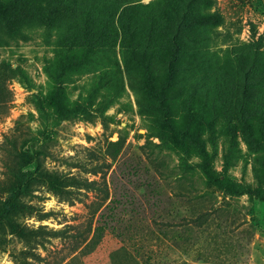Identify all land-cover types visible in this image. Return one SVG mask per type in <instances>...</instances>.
Wrapping results in <instances>:
<instances>
[{
  "label": "rangeland",
  "instance_id": "374dc122",
  "mask_svg": "<svg viewBox=\"0 0 264 264\" xmlns=\"http://www.w3.org/2000/svg\"><path fill=\"white\" fill-rule=\"evenodd\" d=\"M40 2L35 0L34 6L41 12L46 3ZM62 4L54 26L29 17L21 25L0 21V79L9 91L0 110V186L14 180V168L108 186L109 199L72 264H111V252L128 245L125 237L131 230L146 235L147 244L156 249L157 241L148 233L157 230V223L174 221L167 213L184 210L186 195H198L205 210L220 208L218 220L227 222L247 245L249 264H264V201L209 193L198 149L185 134L174 136L165 123L167 115L199 134L210 168L221 178L264 192V0H215L210 9L199 7L201 15L215 14L224 24L201 29L203 71L192 76L188 71L178 78V86H170L171 107L165 114L159 98L168 86H153L156 93L142 86L150 79L133 65L120 28L127 22L121 19L123 11L132 14L139 22L134 45L145 47L152 33L157 53L167 24L163 1ZM157 54L154 75L164 77ZM244 99L254 108L247 117L262 145L250 143L244 125L229 117ZM118 141V146L110 145ZM32 188L24 199L32 212L18 221L29 231H45L44 244H26L7 232L2 235L0 264H56L69 253L72 240L51 232L70 235L75 227L83 229L96 207L93 203L101 199L98 191L81 185L70 188L74 193L69 201L38 180Z\"/></svg>",
  "mask_w": 264,
  "mask_h": 264
},
{
  "label": "trees",
  "instance_id": "16d2710c",
  "mask_svg": "<svg viewBox=\"0 0 264 264\" xmlns=\"http://www.w3.org/2000/svg\"><path fill=\"white\" fill-rule=\"evenodd\" d=\"M64 1L41 0L40 3H46V7L40 12L34 6L35 0H0V21L11 19V21H15L14 23L21 25L29 17L30 19L38 18L44 25L54 26L59 21L60 8ZM162 1L164 3V7L161 8L162 17L167 21V24L159 37L161 45H159L157 53L160 54H157L152 46L154 40L152 33L148 35L145 47L139 48L134 45L136 26L139 22L135 20L132 14H125L123 11L121 19L127 20V22L120 28L123 48L130 52L133 65H136L138 71L146 72L150 79H147L146 84H142V86H151L153 93H156V87L153 86H168L167 92L163 90L160 94L161 99L159 98V107L164 110L165 114L171 107L170 86H178V78L184 76L188 71L191 76L194 71H203L201 47L204 40L201 29L206 26L221 27L224 22L221 17L215 14L201 15L199 13L200 6L203 5L206 9H210L214 6L215 0ZM158 4V2L155 3V6ZM156 54L159 65L166 71L164 77H155L154 75L155 71L158 70L154 65ZM220 87L217 86V89L220 90ZM227 91L231 96L235 95L232 87H229ZM220 92L223 91L220 90ZM8 94V89L2 85V79H0V110L5 108ZM219 105L223 106L224 100L219 102ZM249 110L253 112L254 108L246 104L244 99V102L239 101L238 109L232 108L230 110L229 117L231 120L236 117V120L244 125L250 143L262 145L261 142L263 141L255 137V124L248 121L247 113ZM165 123L174 136L179 133L185 134L191 145L198 149L202 162H204V186L209 193L220 192L224 198L249 195L264 201L262 189L237 182L229 177L221 178L211 170L208 162L209 154L204 149V142L199 134L194 133V130L190 127H181L167 115H165ZM214 129V125L211 123L210 130L214 131ZM178 141L181 144L185 143V140ZM110 145L118 146L119 141L110 142ZM29 162L32 163L33 158H29ZM10 174L14 180L9 185L0 186V247L5 241L2 235L7 232L26 244L40 246L44 244L45 231H29L18 221L20 216L32 212V207L28 206L24 199L32 194V186L35 180L46 185L50 192L65 201H69V197L73 196L74 193L71 189L78 185L83 186L88 191H98L101 195V199L97 203H93L96 207L91 212L86 227L83 229L75 227V232L70 235L66 234L65 230L51 232L54 236L68 237L72 240L69 253L56 264H72L76 259L75 254L79 247L88 240L96 214L109 199L108 186H101L95 181L81 182L76 178H63L58 173L43 170L34 173L32 171L24 172L22 168H14ZM186 196V208L184 210L172 208L167 213L174 221L157 223V230L148 233L150 239H156V249H151L147 244L148 237L146 235H139L138 229L136 231L131 230L126 233L127 236L125 237L128 245L111 252V264H249L250 256L247 245L239 240L233 229L228 227L227 222L218 220L216 215L220 214L219 210L221 209L211 205L205 210V207L197 202V199L200 200L198 195ZM197 206L200 207L197 208ZM22 264H27L26 260H22Z\"/></svg>",
  "mask_w": 264,
  "mask_h": 264
}]
</instances>
